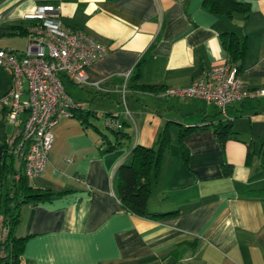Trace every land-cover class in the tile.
Masks as SVG:
<instances>
[{
  "label": "crops",
  "instance_id": "0c3cea01",
  "mask_svg": "<svg viewBox=\"0 0 264 264\" xmlns=\"http://www.w3.org/2000/svg\"><path fill=\"white\" fill-rule=\"evenodd\" d=\"M44 3L59 6L65 26L86 30L108 53L87 68L78 95L70 89L78 84L65 79L85 107L54 126L47 167L31 179L55 195L21 208L15 232L28 236L22 264H264V95L223 112L165 94L225 63L223 33L231 32L246 43L243 81L264 88V0H251L248 16L213 12L205 0H0V27L24 30L0 41L28 42L34 21L27 15ZM140 63V78L132 80ZM11 80L0 68V95ZM6 113L0 108V140L10 141L27 113L17 123ZM110 113L128 122V136L118 140L105 126ZM220 122L232 124L224 145L215 132ZM166 128L171 141L149 209L174 213L146 218L121 203L117 171L134 146H155Z\"/></svg>",
  "mask_w": 264,
  "mask_h": 264
},
{
  "label": "built area",
  "instance_id": "2783aa9c",
  "mask_svg": "<svg viewBox=\"0 0 264 264\" xmlns=\"http://www.w3.org/2000/svg\"><path fill=\"white\" fill-rule=\"evenodd\" d=\"M27 18L34 23L29 28L26 50L0 49V68L9 70L12 76L10 88L0 95V108L6 109L11 123L27 113L21 141L14 150L16 179L43 174L54 145V126L85 107L68 93L65 79L87 84V68L108 53V47L86 30L65 26L55 4H41ZM126 90L125 84L123 102ZM165 94L199 98L226 112L231 104L263 96L264 88L247 86L238 68L226 61L212 66L190 85L169 88ZM103 120L109 129L123 128L117 113L104 114Z\"/></svg>",
  "mask_w": 264,
  "mask_h": 264
},
{
  "label": "trees",
  "instance_id": "16d2710c",
  "mask_svg": "<svg viewBox=\"0 0 264 264\" xmlns=\"http://www.w3.org/2000/svg\"><path fill=\"white\" fill-rule=\"evenodd\" d=\"M205 5L213 12H224L229 15L240 12L248 16L251 11V0L243 3L236 0H205ZM19 31L24 33L21 27L15 25L0 27V36L16 34ZM223 43L228 54L227 61L236 66L241 73L246 55L245 41L231 32L223 33ZM141 63L132 72V80H139ZM137 86L145 90L155 89L146 85ZM121 121L122 129H111L118 140L128 136L126 129L129 124L126 120L121 119ZM189 128L186 127L185 131L187 132ZM231 131L230 122L225 124L220 122L215 128L217 137L223 145ZM21 138L22 129L10 141L0 140V264H22V255L28 236L18 237L15 232L21 220L22 206L30 202L48 201L55 195L51 189L33 186L31 179L25 175H21L19 179L15 178L17 167L14 150ZM170 141V133L166 128L160 134L155 146H134L131 150L130 162L123 163L118 168L116 191L118 198L128 211L146 218H157L174 213H156L149 209L153 186L159 179L164 153ZM114 147L116 145H111L110 149Z\"/></svg>",
  "mask_w": 264,
  "mask_h": 264
},
{
  "label": "rangeland",
  "instance_id": "374dc122",
  "mask_svg": "<svg viewBox=\"0 0 264 264\" xmlns=\"http://www.w3.org/2000/svg\"><path fill=\"white\" fill-rule=\"evenodd\" d=\"M27 44H28L27 40H25V39H18V38H8V39H2L0 41V45L1 46H4V47H9V46H11V47H17V48H19L21 50H25L26 47H27ZM83 85L84 84H81V85L78 84L76 87H73V85H70V89H71V91L76 96V95H78L80 93V91L77 90V89L79 87L83 86ZM80 90H81V88H80ZM77 92H78V94H77ZM91 119H93V117ZM97 121L99 122V125H101V126L103 125V120L99 119ZM9 129H12V126H9ZM9 131H11V130H9ZM17 163H18V161H17Z\"/></svg>",
  "mask_w": 264,
  "mask_h": 264
}]
</instances>
